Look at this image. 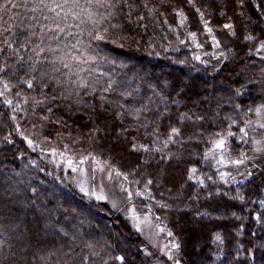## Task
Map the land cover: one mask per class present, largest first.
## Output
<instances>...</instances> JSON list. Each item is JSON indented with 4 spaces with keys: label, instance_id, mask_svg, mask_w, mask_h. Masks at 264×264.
Masks as SVG:
<instances>
[{
    "label": "trees",
    "instance_id": "1",
    "mask_svg": "<svg viewBox=\"0 0 264 264\" xmlns=\"http://www.w3.org/2000/svg\"><path fill=\"white\" fill-rule=\"evenodd\" d=\"M254 3L0 0V264H133L126 251L110 249L107 235L115 226L104 221L99 206L70 191V208L62 209L58 220L52 210L34 206L50 189L64 196L61 189H68L52 170L49 153L74 165L95 155L91 148L97 144V130L92 129L89 137L77 134L87 123L89 108L93 122L125 142L126 159L120 165L162 164L167 170L163 182L172 183L176 171L171 165L179 158L185 202L194 198L202 218L207 212L231 213L225 219L197 221L201 240L195 247L190 244L194 233L181 230L176 239L165 225L175 246H181L177 255L187 264H264L263 179L252 173L233 180V173L224 171L228 160L240 159L250 150L255 107L248 75L236 74L232 81L237 85L230 89L225 78L232 73L223 72L216 79L213 99L206 103L196 99L207 88L202 76L220 75L237 55L264 65L263 21ZM236 12L245 15L249 33H242ZM235 28L238 35L229 38ZM135 32L140 40L145 36L144 50L132 47L131 38L120 42ZM242 38L247 47L232 45ZM248 71L251 75L249 67ZM56 93L64 99L55 101ZM66 111H75L72 120H66ZM192 116L198 121L190 122ZM98 140V146H105L106 138ZM221 140L222 149L216 147ZM8 173L33 186L17 185L15 176L9 177L10 184L4 176ZM142 182L137 190L142 200L128 186L133 200L166 224L177 223L179 217L187 222L185 211L171 210L181 201L163 200L158 184L153 190L146 179ZM154 191L156 196L151 195ZM91 218L94 225L86 234L83 226ZM119 228L129 232L126 225Z\"/></svg>",
    "mask_w": 264,
    "mask_h": 264
},
{
    "label": "rangeland",
    "instance_id": "2",
    "mask_svg": "<svg viewBox=\"0 0 264 264\" xmlns=\"http://www.w3.org/2000/svg\"><path fill=\"white\" fill-rule=\"evenodd\" d=\"M254 2L255 11H257L259 19L263 21L264 27V0H254ZM234 15L235 21H238L241 24L242 33H249L250 31L246 25L247 21L245 19V15H242L239 12H236ZM263 27L261 28L262 30H264ZM139 35V32H135V34L131 33V35L127 38H120L121 41H119L122 42V44H125V42L131 38L130 43L132 47H141V49L144 50L142 44L145 43V36L141 35L142 39L140 40L138 38L140 37ZM237 35L238 29L235 28V33H231L229 38L233 39ZM236 41L237 42L232 45L236 47H247V44H244L245 41H247L245 38ZM147 43L148 45L151 44L149 39H147ZM225 47L227 48L232 46ZM234 52H237L236 49ZM245 56L244 54H241L234 57L233 61L226 63L225 66L221 68L222 72H219L220 75L218 76H214V74L202 76V78L204 77V83L207 85V88L204 93L200 91L197 94L196 99L203 100L204 103L212 100L213 96L216 94V79L221 77L223 72L227 74L231 71L232 73V77L227 76L228 79L225 78V82L227 80L229 81V84L227 85L224 83L227 85V88L230 89L232 85H237L236 81H232L236 74L248 75L247 81H249L250 90H254L253 93H251V103L252 107H255L253 108L254 110L251 109V113H253V120L255 119L252 123L253 125L250 127L252 131L249 133L251 135V146L250 150L247 153L244 152L240 159L228 160L225 163L224 171H226L227 174L233 173V180L245 179L247 178V175H251L253 173L254 177L256 175L260 176V178L263 179L262 183H264V65L259 66L255 62L252 63L250 60H247ZM248 67L252 76L248 71ZM250 67H252V69ZM187 76H191L188 71ZM210 92H212L211 96ZM182 93L183 89L182 87H179L176 91L177 96L179 98L182 97ZM53 98L55 101H61L64 99L63 96H60L57 93ZM74 112H65V118L67 121L72 120ZM92 113V108H89V112L87 113V123L86 125H82L80 130H77V134H79V136L89 137L91 130L96 129L97 137L99 139L106 138L105 146H98L97 144L99 140L97 138L94 142L97 144H94L95 146L91 148V151L95 155L91 154L83 157V159H81L76 165H74V163L71 164L69 160L60 157L57 153L54 155L51 154V156L49 153L47 156L49 161L51 160L49 163L52 164V170L55 171V174H57L60 179H62L68 189H61L64 194H66L65 196L56 193L53 189H50L49 195L45 194L40 201H35V208L40 210H52L51 213L54 212L55 214L53 215V219L58 220L61 218L62 209L65 210V208H70L69 203L67 202V195H70V192L71 194L75 193L90 205L93 203L99 206L101 209L100 213H102L105 217L104 221H110L112 225L115 226V228L110 230V236L107 235V239L111 241L110 249L112 251L115 249L117 252L126 251L127 259L133 264H181V262L183 264H187L185 258L181 256L180 253L177 255V250L181 246L180 244L179 247L177 245L175 246L176 243L173 241V237L166 231L165 225L171 227V231L176 239L181 237V230L187 229L191 232V234L194 233L192 234L193 237L190 244L192 247H195L201 240L197 230V221L206 223L210 217L215 219H225L229 216L232 217L231 213L227 211H220V213L214 216L207 212L206 218H202V212H200V207H197L198 204L195 203L194 198L191 197L190 200H186L185 202L183 199L185 196V186L179 172V169L182 166L179 158L176 159L175 164L171 165V169L176 171L174 173L175 181L172 183L163 182L167 170L162 164L151 166V168L145 166L142 162H129L127 164L120 165V161L122 159H126L124 156L125 142L119 134L110 132L107 127H101L99 124L93 122ZM47 119L48 117L44 115L43 121H46ZM188 120H190V122L198 121V119L193 116L188 118ZM62 123V120L61 123L56 122L57 125L55 126L59 128ZM122 152H124V154H122ZM237 161L240 162L237 163ZM4 176L6 180L10 181V184L13 183L9 177L15 176L17 179V185L23 186V184H26V187L33 186L31 182H29L30 180H20L18 174L15 175L14 173H8L4 174ZM141 176L142 179L147 180V184H149L153 190H156L155 185L158 184L160 190L163 192L161 193V199L172 201L174 203L181 201V206L172 207L171 210L174 212L180 210L185 211L188 215L187 222L185 219L183 220L179 217V219L177 218L178 220H176L177 223H174L173 225L166 224L154 216L149 209L142 207L135 199L133 200L130 197L128 186H130V188L133 186V189H136L134 192L131 188L140 200L144 199V197L140 196L137 191H140L141 185L145 184L142 182V179H140ZM135 179H139V181H136L134 186L132 185V182H134ZM139 182L141 184H139ZM21 189L23 190V187H21ZM156 194V191H154L151 195L156 196ZM87 206L89 205L87 204ZM20 212H23V208ZM165 212L166 211H164V215ZM95 215L98 216L97 214ZM199 217H201V219H199ZM92 221L93 219L91 218V221H89L86 227H84L85 225H82L84 233L87 234L90 226L94 225L91 223ZM122 225H126L129 232H123V230L121 231L119 227ZM114 241L118 244L115 247L112 244ZM130 244L139 245V251L131 247ZM54 245L56 246L57 243ZM50 247H52V245L45 247L46 249L44 250L42 249V252L50 249ZM255 254H257L256 249Z\"/></svg>",
    "mask_w": 264,
    "mask_h": 264
},
{
    "label": "snow or ice",
    "instance_id": "3",
    "mask_svg": "<svg viewBox=\"0 0 264 264\" xmlns=\"http://www.w3.org/2000/svg\"><path fill=\"white\" fill-rule=\"evenodd\" d=\"M225 27L226 28H228V27H231L230 25H225ZM29 87H31V85H29ZM173 132H176V129H173ZM216 147L217 148H223L224 147V142L221 140L220 142H218L217 144H216ZM240 161H237V163H239ZM193 171H195V169H193ZM122 259V258H121Z\"/></svg>",
    "mask_w": 264,
    "mask_h": 264
}]
</instances>
